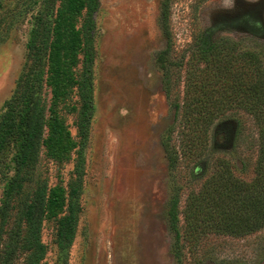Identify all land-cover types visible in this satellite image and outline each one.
<instances>
[{"label": "rangeland", "instance_id": "1", "mask_svg": "<svg viewBox=\"0 0 264 264\" xmlns=\"http://www.w3.org/2000/svg\"><path fill=\"white\" fill-rule=\"evenodd\" d=\"M27 1L31 0H0V114L26 63L30 23L17 9ZM99 2L94 30L95 113L79 223L66 264H180L169 216L174 191L179 192L183 230L188 197L203 188L215 159L228 161L235 177L250 183L257 156L255 123L244 110L229 112L212 129L210 148L200 159H181L177 169L171 168L162 138L175 112L157 61L166 47L160 22L165 0ZM168 12L174 51L187 58L194 36L221 20L246 16L264 25V0H168ZM221 35L259 52L264 60V34L254 36L241 28ZM178 90L182 94L183 84ZM77 104L73 94L58 106L59 118L75 141L72 108ZM173 143L178 144L177 134ZM74 159L71 151L58 163L43 150L41 167L49 169L50 186L67 185ZM2 193L0 185V198ZM55 237L56 222L45 220L42 240L48 251L42 264H64ZM182 244V264L196 259V264H264V229L241 237L212 230L194 247L185 238Z\"/></svg>", "mask_w": 264, "mask_h": 264}, {"label": "trees", "instance_id": "2", "mask_svg": "<svg viewBox=\"0 0 264 264\" xmlns=\"http://www.w3.org/2000/svg\"><path fill=\"white\" fill-rule=\"evenodd\" d=\"M99 5V0H31L18 6L17 11L27 15L30 30L23 72L0 114V264H16L19 259L23 264H42L48 251L43 223L51 219L56 222L59 256L64 264L68 261L79 223L95 113L94 30ZM168 13L165 0L160 22L166 47L157 61L175 112L162 138L169 166L177 169L181 159H200L210 148L212 129L229 112H247L257 132L251 182H241L228 161L215 159L203 188L188 197L183 230L179 192L174 191L169 216L176 233L174 255L182 264L184 238L194 247L212 230L241 237L264 229V60L259 52L221 35L244 28L261 36L264 25L246 16L221 20L194 36L187 58L174 51ZM73 94L78 98L72 108L76 141L58 114L59 103ZM175 134L178 144L173 143ZM43 150L58 163L75 153L67 185L50 186L49 169L41 167Z\"/></svg>", "mask_w": 264, "mask_h": 264}]
</instances>
